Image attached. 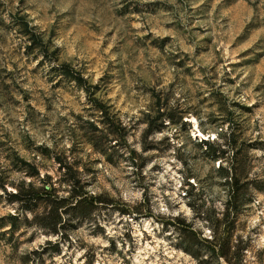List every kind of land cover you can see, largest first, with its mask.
<instances>
[{
  "label": "rangeland",
  "instance_id": "1",
  "mask_svg": "<svg viewBox=\"0 0 264 264\" xmlns=\"http://www.w3.org/2000/svg\"><path fill=\"white\" fill-rule=\"evenodd\" d=\"M20 17L84 83L27 54ZM155 96L185 124L144 137ZM96 104L126 129L107 156L88 141ZM230 129L253 187L216 253L264 264V0H0V264H227L205 253L228 191L200 143ZM56 158L102 203L52 235L9 193L40 188L35 169L66 198Z\"/></svg>",
  "mask_w": 264,
  "mask_h": 264
},
{
  "label": "trees",
  "instance_id": "2",
  "mask_svg": "<svg viewBox=\"0 0 264 264\" xmlns=\"http://www.w3.org/2000/svg\"><path fill=\"white\" fill-rule=\"evenodd\" d=\"M15 25L25 42L27 54H32L34 57L40 55L48 64L56 65L50 71L54 77H62L64 80L77 85L85 82L82 75L72 69L69 64H58L57 50H52L50 43L44 42L36 28L32 27L24 17L18 18ZM154 98L156 101L151 113L145 115L146 130L144 137L154 131H162L170 125L181 126L185 124L182 122L183 112L178 114V108L174 109L169 107L168 104H163L158 96ZM96 110L100 114L98 127H101L99 130L96 127L93 128L94 132L89 133L88 141L95 150L107 156V152L114 147L112 143L116 145L120 140L124 139L126 129L122 127L119 121L109 117L107 108L104 105L96 104ZM152 114L155 115L154 119ZM158 121H160V124L156 125ZM166 123L167 125H165ZM236 133L235 130L230 129L229 132L224 134H217L212 141L207 139L200 143V146L204 148L203 155L212 163H217L216 173L223 179V184L228 191L221 219H217L215 222L209 218L205 220V223L212 229L213 233V237L207 242L210 248H207L205 253L210 257H222L227 264H237L236 256L230 252L228 242L226 243L227 247L225 248L227 250L225 252L216 253V248L220 244L214 229L222 225L227 226V228L234 226L238 209L247 204L249 190L253 187L247 180L246 150L242 144L238 143ZM55 161L58 165V171L62 173V182L67 188L68 196L66 198L55 196L56 190L49 183L50 179L40 180L35 169L33 171L28 170L25 173L30 178L38 180L42 185L40 188H35L32 182L26 184L23 181L19 185L11 184L15 190L9 193L10 203L19 206V209L23 212L33 214L34 223L52 235L61 234L58 228L61 215L88 221L96 210V204L102 203L98 197L88 195L85 185L82 184L78 172L72 165L67 164L66 161L60 158H56ZM21 163L25 167L28 166L24 161H21ZM2 189L7 193L5 186H2Z\"/></svg>",
  "mask_w": 264,
  "mask_h": 264
}]
</instances>
